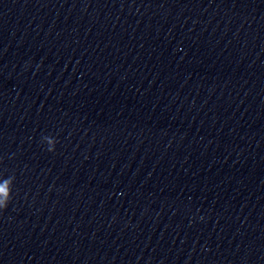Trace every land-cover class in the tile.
<instances>
[{
	"label": "water",
	"instance_id": "obj_1",
	"mask_svg": "<svg viewBox=\"0 0 264 264\" xmlns=\"http://www.w3.org/2000/svg\"><path fill=\"white\" fill-rule=\"evenodd\" d=\"M0 264H264V0H0Z\"/></svg>",
	"mask_w": 264,
	"mask_h": 264
}]
</instances>
